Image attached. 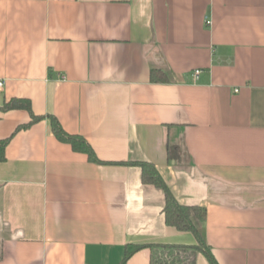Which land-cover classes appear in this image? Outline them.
<instances>
[{
    "label": "crops",
    "instance_id": "crops-1",
    "mask_svg": "<svg viewBox=\"0 0 264 264\" xmlns=\"http://www.w3.org/2000/svg\"><path fill=\"white\" fill-rule=\"evenodd\" d=\"M0 81V138L29 119L1 105L27 98L108 162L60 142L47 117L15 133L0 162V264L196 245L165 223L163 190L116 163L141 160L205 210L218 264H264V0H0Z\"/></svg>",
    "mask_w": 264,
    "mask_h": 264
},
{
    "label": "trees",
    "instance_id": "trees-1",
    "mask_svg": "<svg viewBox=\"0 0 264 264\" xmlns=\"http://www.w3.org/2000/svg\"><path fill=\"white\" fill-rule=\"evenodd\" d=\"M157 74L158 72L152 70L150 72L151 79L155 81L159 79V76H156ZM1 109L3 111L24 109L29 113V119L24 123L18 124L9 136L0 138V162L5 160V148L15 133L47 117L52 133L60 142L68 143L74 151L86 154L90 161L101 164L108 163L100 160L96 156L93 148L83 136L66 132L55 116L37 115L33 113L29 99L11 98L1 105ZM116 163H125L140 167L142 182L153 184L164 192L165 203L163 212L165 223L178 230L191 232L197 240V244L192 246L127 244L124 249L123 258L118 264H126L129 257L143 247H149L151 249L150 264H195L196 255L198 253L204 255L208 264H218L210 248L204 241L202 228L199 225V222L205 217V210L203 208L196 205L180 204L173 196L168 186L164 183L152 163L143 160Z\"/></svg>",
    "mask_w": 264,
    "mask_h": 264
},
{
    "label": "built area",
    "instance_id": "built-area-1",
    "mask_svg": "<svg viewBox=\"0 0 264 264\" xmlns=\"http://www.w3.org/2000/svg\"><path fill=\"white\" fill-rule=\"evenodd\" d=\"M206 23H207V24H210L211 21H210V20H206ZM199 73H200V70H199V69H196V70H194V71L192 72V76H193L194 78H196V77L198 76ZM0 85H2V82H1V81H0Z\"/></svg>",
    "mask_w": 264,
    "mask_h": 264
}]
</instances>
